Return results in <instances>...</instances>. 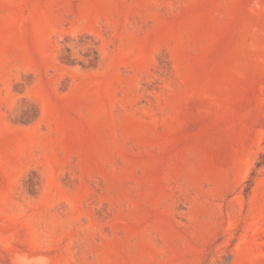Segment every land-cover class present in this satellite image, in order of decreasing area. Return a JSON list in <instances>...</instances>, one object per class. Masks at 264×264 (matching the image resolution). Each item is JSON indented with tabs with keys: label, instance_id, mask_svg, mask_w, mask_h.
Listing matches in <instances>:
<instances>
[{
	"label": "rangeland",
	"instance_id": "obj_1",
	"mask_svg": "<svg viewBox=\"0 0 264 264\" xmlns=\"http://www.w3.org/2000/svg\"><path fill=\"white\" fill-rule=\"evenodd\" d=\"M264 0H0V264H264Z\"/></svg>",
	"mask_w": 264,
	"mask_h": 264
},
{
	"label": "trees",
	"instance_id": "obj_2",
	"mask_svg": "<svg viewBox=\"0 0 264 264\" xmlns=\"http://www.w3.org/2000/svg\"><path fill=\"white\" fill-rule=\"evenodd\" d=\"M264 166V154L260 155L259 159L256 161V167L259 168Z\"/></svg>",
	"mask_w": 264,
	"mask_h": 264
}]
</instances>
